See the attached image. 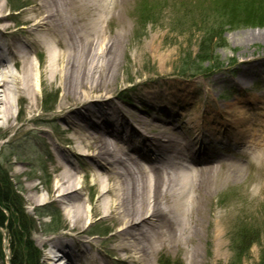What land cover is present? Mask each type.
I'll list each match as a JSON object with an SVG mask.
<instances>
[{
	"label": "bare ground",
	"instance_id": "6f19581e",
	"mask_svg": "<svg viewBox=\"0 0 264 264\" xmlns=\"http://www.w3.org/2000/svg\"><path fill=\"white\" fill-rule=\"evenodd\" d=\"M125 1L25 0L27 7L14 24L0 3V123L9 125L14 109L21 111L23 104L28 116L22 131H28V123L42 121L33 114L40 87L62 93L54 118L65 135L54 157L57 175L50 191L67 211L69 227L36 239L44 248L41 264H110L112 258L120 264H154L166 244L193 245L189 264H197L194 245L202 225L211 239L222 236L219 214L205 206L215 191L210 185L215 188L238 169L227 153L238 149L237 160L242 149L264 154V125L245 118L246 101L240 96L231 106L185 108L188 86L180 84L176 95L157 107L159 113L168 108L166 119L142 118L137 105L124 109L106 93L93 96L118 66L127 33L121 14ZM250 77L251 72H239L238 80ZM179 121L193 138L179 134L174 126ZM70 158L88 159L98 171L84 165L82 177ZM86 188L94 191L93 199L83 198L80 191ZM94 220L107 225L100 241L86 227Z\"/></svg>",
	"mask_w": 264,
	"mask_h": 264
},
{
	"label": "rangeland",
	"instance_id": "374dc122",
	"mask_svg": "<svg viewBox=\"0 0 264 264\" xmlns=\"http://www.w3.org/2000/svg\"><path fill=\"white\" fill-rule=\"evenodd\" d=\"M0 1L4 6V14L13 17L8 20L9 24H14L27 7L25 0ZM227 1H125L126 13L121 14L126 19L127 33L117 52L118 66L113 69L111 80L102 84V91L94 92L93 96L106 93L114 97V101L124 109L130 108L132 104L137 105L142 118L158 115L166 119L170 111L167 108L159 113L157 107L162 109L159 103L172 98L176 95L173 93L174 88L185 84L188 86L186 92L189 98L185 108L199 104L231 106L235 103L234 98L240 96L246 101L245 118L258 119L264 125V21L258 20L256 25L248 26L226 25L222 29L223 39L215 41V48L208 55L211 61L201 64L196 60L202 39L208 37L207 21L212 22L218 9ZM253 3L263 12L264 0H253ZM201 14L205 15L207 21L199 18ZM219 22L231 24L226 17L219 19ZM144 47L147 48L145 51ZM247 58L253 59L250 64L242 62ZM215 65L218 67L208 76L193 77L199 72H192L191 68L208 72ZM239 72H251V77L245 81L238 80ZM61 96V91L53 86L40 87L37 108L33 114L42 121L28 123L25 127L28 131H22L28 116L23 104H20V108L23 107L21 111L16 109L19 106L14 109L9 125L0 123V174H6L15 192H18L16 199L21 202L27 225L31 229L26 240L35 251L41 252L37 255V264L44 260V248L36 239L54 237L69 227L67 211L50 191L54 188L57 175L54 157L59 156L58 150L63 146L65 135L60 132L61 121L54 118ZM144 96L150 97V101L144 102ZM172 106L173 110L177 109L175 105ZM181 125L182 121L174 122L182 137L187 140L193 138ZM40 129L43 132L34 135ZM243 130L247 132L246 128ZM238 151L235 148L227 153L230 162L239 165L238 169L232 170L215 188L210 185V189L215 191L209 197L205 209L219 214L222 236L217 233L218 238L211 239L206 233V224L202 225V236L194 245L197 264H264V154L242 149L244 155L237 160L234 154ZM70 159L73 166L83 172L80 173L82 177L85 174L84 165L94 172L98 171L88 159ZM31 186L37 190H31ZM80 193L85 200L88 195L93 199L94 191L90 188ZM33 196L35 202L30 200ZM106 226V223L97 220L92 225H86L89 235L97 236L99 241L107 236ZM10 235L8 228L0 227V264L11 262L13 251ZM243 238H255L257 242L237 262L234 250ZM192 250L193 245L170 247L166 244L155 255L154 264H189ZM110 264L120 263L112 258Z\"/></svg>",
	"mask_w": 264,
	"mask_h": 264
},
{
	"label": "trees",
	"instance_id": "16d2710c",
	"mask_svg": "<svg viewBox=\"0 0 264 264\" xmlns=\"http://www.w3.org/2000/svg\"><path fill=\"white\" fill-rule=\"evenodd\" d=\"M253 0H228L226 3L221 5L218 9L217 15L212 22H208L204 18V14L199 15L202 20L207 21L209 24L206 32L208 37L202 39L201 47L196 56V60L199 63H209L211 57L208 56L213 52L215 48V41L218 39H223V27L226 25H253L257 24L258 20L264 21V10L259 11V7L253 3ZM258 1V0H256ZM215 16V13L214 15ZM262 16V18H259ZM226 17L231 24H225L224 22H219V19ZM212 29V30H211ZM194 63V62H193ZM185 65H188L185 64ZM218 65L213 66L211 69H216ZM192 72H199L196 74H207L208 72L202 71L200 69H192ZM15 188L12 186L10 178L6 174H0V227L8 228L11 237V250L13 251V256L11 258L10 264H37V254L35 249L30 242L26 239L29 236V231H31L30 226L27 225V217L24 214L21 202H18L16 197L18 192H15ZM18 205V206H16ZM50 217V216H49ZM51 218V217H50ZM33 225V223H32ZM257 240L255 238H243L237 247H235V260L240 262L250 248L256 244ZM1 245V242H0Z\"/></svg>",
	"mask_w": 264,
	"mask_h": 264
}]
</instances>
